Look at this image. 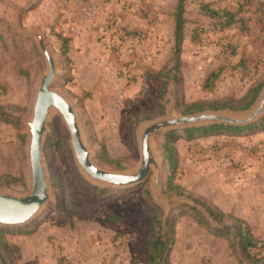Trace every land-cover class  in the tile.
I'll use <instances>...</instances> for the list:
<instances>
[{"label":"rangeland","instance_id":"rangeland-1","mask_svg":"<svg viewBox=\"0 0 264 264\" xmlns=\"http://www.w3.org/2000/svg\"><path fill=\"white\" fill-rule=\"evenodd\" d=\"M89 0H0V191L30 190L28 127L40 76L47 64L39 32L57 64L52 89L73 106L92 162L109 171H131L140 161L144 127L168 112L246 113L264 87V0H185L179 72L172 70L177 0H96L98 13L80 21L78 5ZM206 8H205V7ZM218 11L211 15L205 9ZM21 10V11H20ZM235 22L223 26V11ZM68 39L62 53V39ZM169 72L160 97V73ZM260 90L247 109H232L249 89ZM201 111L188 112L192 103ZM226 104L212 109L210 104ZM162 103V108L160 107ZM264 117V112L248 127ZM176 127L156 133L151 145L160 167L133 186L91 180L79 167L60 114L48 120L42 157L50 200L27 223L0 224L2 250L16 264H149L150 216L172 221L167 264H245L229 240L213 229L235 218L264 240V129L187 138ZM175 131L177 165L170 174L163 154L165 133ZM156 189L158 195L155 194ZM221 211L214 220L205 207ZM264 256V247L257 251ZM0 264H6L0 255Z\"/></svg>","mask_w":264,"mask_h":264},{"label":"water","instance_id":"water-1","mask_svg":"<svg viewBox=\"0 0 264 264\" xmlns=\"http://www.w3.org/2000/svg\"><path fill=\"white\" fill-rule=\"evenodd\" d=\"M19 21L18 14L15 29L20 34L35 37L40 50L45 56L47 70L40 76L31 119L27 121L30 190L24 195H16L10 191H0V224L20 225L27 223L51 198L42 157V143L47 132L48 120L54 113L60 114L63 118L70 134V144L77 164L91 180L117 187L133 186L146 181L153 172L156 187L159 189L160 167L157 154L151 145V138L154 134L176 127H188L204 123L249 124L260 118L264 112V87L257 101L244 114L233 115L223 111H204L173 116L168 112L164 118L151 122L142 130L140 161L135 169L124 172L100 168L91 160V151L84 143L81 127L72 104L63 95L51 88L57 76V64L47 48L43 36L34 30L22 29ZM157 189L155 194L158 195Z\"/></svg>","mask_w":264,"mask_h":264},{"label":"trees","instance_id":"trees-1","mask_svg":"<svg viewBox=\"0 0 264 264\" xmlns=\"http://www.w3.org/2000/svg\"><path fill=\"white\" fill-rule=\"evenodd\" d=\"M205 7V6H204ZM206 8V7H205ZM207 12H210L211 15H217L218 11L211 10L209 8L205 9ZM185 0H177L176 5L174 7V29H173V58L175 60V64L173 65L172 70L175 73L179 72V56L181 52V46L184 37V23H185ZM224 18L223 26H229L235 22L233 17V13L230 11H223L221 13ZM67 42L68 39H62V53L65 54L67 51ZM169 76V72L160 73V78L162 80V85L160 89V97H162L166 91L167 87V78ZM260 90L259 86L253 87L247 91V93L238 101V105H229L232 109H247L254 99L256 98L258 92ZM226 104H219L216 102L211 103L209 106L212 109H222L225 108ZM206 105L203 103H192L187 106L188 112H196L204 109ZM160 107L162 108V103H160ZM0 114L3 113V109L0 106ZM247 128H260L264 129V117L258 120V122L250 125L248 127L244 126H236V125H226L221 123H214L210 125H204L199 127H189L184 129L185 136L187 138H192L197 133L214 135V134H222V133H237L241 132ZM176 139L175 131H170L165 133L163 137V154L168 165V169L170 171L168 180H167V192L171 193L173 189L176 190V194L180 195L179 187L173 184L172 177L174 176L175 168L177 165V156L176 150L174 147V140ZM194 201L202 204L207 213L216 221L221 222L225 217V214L221 211L215 210L214 208L206 205L200 199L194 198ZM235 225L230 226L226 225L223 227H216L213 231L220 236H224L229 240V244L234 251H238L239 253V261L245 262V264H264V256L258 257L257 251L264 247V240L257 238L251 231L249 225L245 223L240 218H235ZM167 230L162 232V219L155 214L150 216V234L148 240V257L147 260L149 264H167L168 255L171 250V246L173 244V235H172V221L170 219L166 222ZM3 231H0V255L2 260L6 264H16L13 261H9L5 254L2 253V250L8 247L7 242L4 239Z\"/></svg>","mask_w":264,"mask_h":264},{"label":"built area","instance_id":"built-area-1","mask_svg":"<svg viewBox=\"0 0 264 264\" xmlns=\"http://www.w3.org/2000/svg\"><path fill=\"white\" fill-rule=\"evenodd\" d=\"M99 11L96 0H89L78 5L79 20L84 21L95 16Z\"/></svg>","mask_w":264,"mask_h":264}]
</instances>
